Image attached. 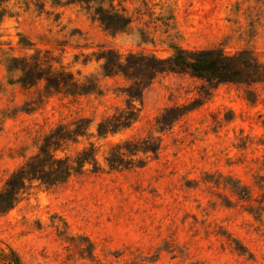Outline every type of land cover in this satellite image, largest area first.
Wrapping results in <instances>:
<instances>
[{"label":"rangeland","instance_id":"1","mask_svg":"<svg viewBox=\"0 0 264 264\" xmlns=\"http://www.w3.org/2000/svg\"><path fill=\"white\" fill-rule=\"evenodd\" d=\"M177 49L264 75V0H0V264H264V82Z\"/></svg>","mask_w":264,"mask_h":264},{"label":"trees","instance_id":"2","mask_svg":"<svg viewBox=\"0 0 264 264\" xmlns=\"http://www.w3.org/2000/svg\"><path fill=\"white\" fill-rule=\"evenodd\" d=\"M96 10L95 19L108 32L120 33L130 24L129 19L124 15L112 13L102 5L98 6ZM113 64L122 66L119 61ZM241 66L244 68L240 71L239 68ZM148 68L150 72L154 73H186L211 84L264 82V75L259 72L257 64H253L247 59L238 61L236 58L227 57L221 52L214 50L190 51L177 49L175 55L171 57L165 59L154 58V62L150 63ZM7 189L5 191L9 193L10 203L9 199L4 198L0 194V211L9 210L14 204L11 201L17 192L14 187Z\"/></svg>","mask_w":264,"mask_h":264}]
</instances>
